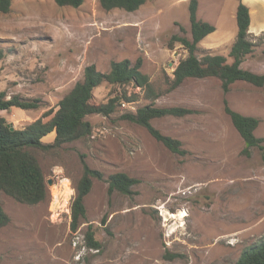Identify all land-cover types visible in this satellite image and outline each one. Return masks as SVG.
<instances>
[{
    "label": "rangeland",
    "instance_id": "1",
    "mask_svg": "<svg viewBox=\"0 0 264 264\" xmlns=\"http://www.w3.org/2000/svg\"><path fill=\"white\" fill-rule=\"evenodd\" d=\"M189 3L148 0L128 12L107 10L100 0H84L79 7L55 0H12L9 12L0 11V46L7 51L0 61V91L39 100L38 108L0 112L13 127L23 128L56 110L90 64L107 72L113 61L142 58V71L162 93L152 100L134 84L105 82L95 88L94 102L106 103L123 88L128 95L136 93L135 100L109 116L87 115L93 127L88 137L50 150L31 148L50 196L26 204L0 190L10 217L0 228V264H235L264 239V150L253 147L250 155L242 153L245 141L223 103L227 97L233 109L258 117L255 134L264 137V86L238 81L224 94L219 78L206 77L169 88L176 66L188 56L183 44L171 47L169 41L174 34L191 37ZM261 3L249 6L255 22L260 21ZM237 5L238 0H201L197 15L222 31L237 32ZM236 38L209 35L197 53L228 56ZM250 38L256 46L242 67L264 73V31L250 32ZM150 103L195 110L152 120L163 134L182 141L186 155L172 152L144 126L122 118ZM54 138L52 132L43 140ZM82 157L104 179H94L85 198L87 217L72 232L71 203ZM115 172L140 180L131 195L108 193L107 178ZM90 224L101 242L99 250L86 244ZM166 253L175 257L165 258Z\"/></svg>",
    "mask_w": 264,
    "mask_h": 264
},
{
    "label": "trees",
    "instance_id": "2",
    "mask_svg": "<svg viewBox=\"0 0 264 264\" xmlns=\"http://www.w3.org/2000/svg\"><path fill=\"white\" fill-rule=\"evenodd\" d=\"M148 0H100L103 8L124 9L128 12L138 10ZM60 6L79 7L84 0H55ZM199 1L190 0L189 18L191 37L184 34H174L169 45L180 42L188 50V56L178 63L170 82V89L177 88L188 78L217 77L221 80L224 94L231 90V85L244 81L252 85L264 86V73H257L242 67L248 54H251L256 43L250 38L251 13L249 6L238 0L236 21L238 25L237 38L232 44L228 56L223 54L205 53L198 55L199 43L216 30V26L209 21L198 18ZM12 0H0V11L7 13L11 10ZM186 31L184 26H180ZM7 51L0 46V61ZM228 57L232 61H228ZM143 59L135 62L130 59L113 61L107 72L97 69L95 64L85 67L84 76L59 101L56 110H48L41 117L27 124L23 128L12 129V124L0 114V190L13 197L16 201L26 204H37L46 201L50 196L49 187L38 158L31 148L50 150L64 143L88 137L92 133V124L86 119L89 114H102L109 116L116 111L124 101L132 102L136 93L128 95L125 88L111 96L106 103L93 101L94 90L103 83L125 87L134 84L144 90L146 98L155 100L162 95L157 91L148 74L142 71ZM38 99H26L18 94L9 96L7 92L0 91V112L13 107L33 109L39 107ZM224 111L232 120L245 141L243 154L250 155L251 148L259 147L264 150V137L255 134L260 119L253 115L243 114L233 109L227 97L223 100ZM195 110L182 106H156L153 103L138 107L136 112L127 111L123 119L144 126L150 134L162 142L169 150L180 155H186L188 150L183 147L180 139L163 134L152 124L154 118L167 115L185 116ZM50 116L48 120L45 117ZM55 132L54 141L44 142L43 138ZM82 161V175L75 185L76 195L71 203V231L78 230L87 217L85 198L92 189L94 179L103 180L104 173L92 168L84 157ZM108 193L119 192L131 195L134 187L140 182L125 172H115L107 178ZM10 221L8 213L0 202V228ZM85 241L89 248L99 250L101 242L96 237L93 225L85 231ZM165 258L172 259L175 255L166 253ZM235 264H264V239L247 248Z\"/></svg>",
    "mask_w": 264,
    "mask_h": 264
},
{
    "label": "crops",
    "instance_id": "3",
    "mask_svg": "<svg viewBox=\"0 0 264 264\" xmlns=\"http://www.w3.org/2000/svg\"><path fill=\"white\" fill-rule=\"evenodd\" d=\"M198 1H199V7H198V11L197 12L199 13L201 0H198ZM259 1L262 2L259 5V7H258V13H259L258 16H260V21L255 22L253 20V16H252V13H251V24H250V30H249L251 33L264 31V0H243V2L246 3L248 6H250V3H252V2L258 3ZM236 11H237V8H236ZM236 11H235V13H233L234 16H236ZM205 21H210V20L207 19ZM215 26H216V30L214 32H212L211 34H209V35H213V34H217L218 33L219 36L222 37V39H229L231 36H232L233 39H235L237 37L238 30H237V32H234V31L228 32V30L222 31V30L218 29L219 27L217 26V24H215ZM228 34H229V37H228Z\"/></svg>",
    "mask_w": 264,
    "mask_h": 264
},
{
    "label": "built area",
    "instance_id": "4",
    "mask_svg": "<svg viewBox=\"0 0 264 264\" xmlns=\"http://www.w3.org/2000/svg\"><path fill=\"white\" fill-rule=\"evenodd\" d=\"M122 104H123V106H126V104H127V101H124Z\"/></svg>",
    "mask_w": 264,
    "mask_h": 264
},
{
    "label": "water",
    "instance_id": "5",
    "mask_svg": "<svg viewBox=\"0 0 264 264\" xmlns=\"http://www.w3.org/2000/svg\"><path fill=\"white\" fill-rule=\"evenodd\" d=\"M15 127L12 126V129H14ZM49 184H51V181L48 182Z\"/></svg>",
    "mask_w": 264,
    "mask_h": 264
}]
</instances>
